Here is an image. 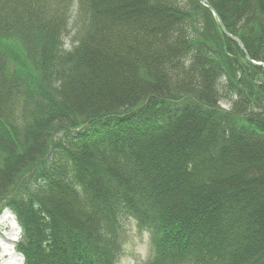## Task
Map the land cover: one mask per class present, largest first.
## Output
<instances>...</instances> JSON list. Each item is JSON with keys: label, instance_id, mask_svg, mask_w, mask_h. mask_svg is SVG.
Here are the masks:
<instances>
[{"label": "trees", "instance_id": "16d2710c", "mask_svg": "<svg viewBox=\"0 0 264 264\" xmlns=\"http://www.w3.org/2000/svg\"><path fill=\"white\" fill-rule=\"evenodd\" d=\"M208 2L264 64V0ZM210 13L0 0V215L24 264H117L129 220L153 264H264V69Z\"/></svg>", "mask_w": 264, "mask_h": 264}, {"label": "rangeland", "instance_id": "374dc122", "mask_svg": "<svg viewBox=\"0 0 264 264\" xmlns=\"http://www.w3.org/2000/svg\"><path fill=\"white\" fill-rule=\"evenodd\" d=\"M201 6L204 9L209 10L203 5ZM75 11L76 10L73 9V20L70 26L71 29L73 28L72 24L74 23ZM210 14L211 16L209 15V17L207 15V17L203 15L201 23L204 24V20L207 22L208 19H213L215 20L216 25L220 26L213 13L211 12ZM73 35L74 31L72 29V32L64 40V47L67 50H70L72 46H75V44H73ZM228 107L229 106H227L225 103H222L223 109L227 110ZM5 215V219L7 221L4 225H2V227H0V243L2 241V237L7 239L6 242L3 244L7 251L3 254L0 253V264H23V261L20 260L21 255L17 251V245L14 246L13 244V241L18 244L21 242V229L18 227L19 225L18 223H16L15 217H11L10 215L7 216V213H5ZM2 217H4L3 213L0 215V218ZM14 226L17 228V230L14 229ZM122 229V233L120 234L121 248L119 250L117 264H153V261L155 260L153 249V234L150 233V231L148 230H140L138 223L133 220L125 222L124 227ZM14 248H16V252H13Z\"/></svg>", "mask_w": 264, "mask_h": 264}, {"label": "water", "instance_id": "95a60500", "mask_svg": "<svg viewBox=\"0 0 264 264\" xmlns=\"http://www.w3.org/2000/svg\"><path fill=\"white\" fill-rule=\"evenodd\" d=\"M199 3L201 5H203L204 7H206L207 9H209L213 15L216 17V19L218 20V23L220 25V29L222 30L223 34L228 37L229 39H231V41L235 42L241 49L242 51L245 53V55L247 56L248 61H250L253 65L257 66V67H263L264 69V64L262 63H257L251 60V58L249 57V55L247 54L243 43L237 38L232 36L231 34L228 33L224 23L222 22V20L218 17V14L216 13V11L214 10V8H212V6L208 3V0H198Z\"/></svg>", "mask_w": 264, "mask_h": 264}, {"label": "bare ground", "instance_id": "6f19581e", "mask_svg": "<svg viewBox=\"0 0 264 264\" xmlns=\"http://www.w3.org/2000/svg\"><path fill=\"white\" fill-rule=\"evenodd\" d=\"M5 218H6V215H4V217L0 218V227H2V225H4V224L6 223L7 220H6ZM1 240H2V241H1V243H0V244H1V245H0V246H1V247H0V253L3 254V253H6V251H7L6 248H5L4 245H3V244L6 242L7 239L2 237ZM12 259H13V258H12ZM21 260H22V259H21ZM21 264H22V263H21Z\"/></svg>", "mask_w": 264, "mask_h": 264}]
</instances>
